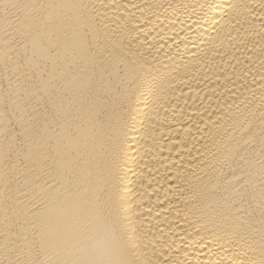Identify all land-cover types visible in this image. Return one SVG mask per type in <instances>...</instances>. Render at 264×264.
Returning a JSON list of instances; mask_svg holds the SVG:
<instances>
[{
  "label": "bare ground",
  "instance_id": "1",
  "mask_svg": "<svg viewBox=\"0 0 264 264\" xmlns=\"http://www.w3.org/2000/svg\"><path fill=\"white\" fill-rule=\"evenodd\" d=\"M0 264H264V0H0Z\"/></svg>",
  "mask_w": 264,
  "mask_h": 264
}]
</instances>
